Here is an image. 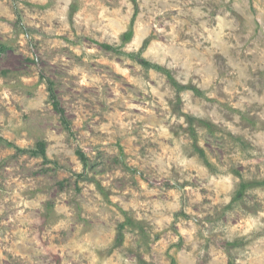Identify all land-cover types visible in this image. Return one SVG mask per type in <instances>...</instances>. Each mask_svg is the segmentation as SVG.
Returning a JSON list of instances; mask_svg holds the SVG:
<instances>
[{"label": "rangeland", "instance_id": "1", "mask_svg": "<svg viewBox=\"0 0 264 264\" xmlns=\"http://www.w3.org/2000/svg\"><path fill=\"white\" fill-rule=\"evenodd\" d=\"M0 264H264V0H0Z\"/></svg>", "mask_w": 264, "mask_h": 264}, {"label": "trees", "instance_id": "2", "mask_svg": "<svg viewBox=\"0 0 264 264\" xmlns=\"http://www.w3.org/2000/svg\"><path fill=\"white\" fill-rule=\"evenodd\" d=\"M132 36H133V30L132 29H130L128 32H126L125 34H124V36H123V39H124V42H128V41H130L131 39H132ZM103 46H106V47H108V48H111L112 46H110V45H107V44H102ZM142 62L143 63H147L145 60H142ZM51 86H50V92H51V97L53 98V104H54V107L56 108V109H58L60 112H62V109L60 108V105H59V102H58V99H57V96H56V94H55V92H54V89H53V87H52V83L50 84ZM32 153H34V154H36V155H38V154H42L43 156H46V143L45 142H40L39 143V145H38V148H37V150H32ZM79 155H80V157H81V159L84 161V162H86V160H87V157H86V155L81 151V150H79L78 152H77Z\"/></svg>", "mask_w": 264, "mask_h": 264}]
</instances>
